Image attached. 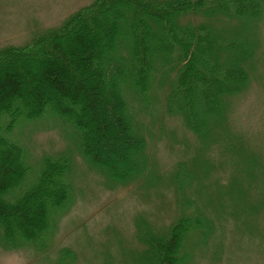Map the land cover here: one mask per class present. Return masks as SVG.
Here are the masks:
<instances>
[{
	"label": "trees",
	"instance_id": "16d2710c",
	"mask_svg": "<svg viewBox=\"0 0 264 264\" xmlns=\"http://www.w3.org/2000/svg\"><path fill=\"white\" fill-rule=\"evenodd\" d=\"M263 16L264 0H93L30 43L0 48L4 248L47 251L74 197L64 151L44 155L34 181L19 188L28 173L24 150L5 135L19 118L48 109L71 124L80 153L110 187L153 180L138 118L147 111L144 99L161 90L166 113L180 116L202 148L212 149L229 126L232 99L256 73ZM197 154L167 178L181 196L176 217L165 227L142 213L134 217L133 264H191L192 253L215 237V220L227 217L210 201L199 206L187 197L193 183L194 199L198 192ZM74 253L62 248L54 264L71 263Z\"/></svg>",
	"mask_w": 264,
	"mask_h": 264
},
{
	"label": "rangeland",
	"instance_id": "374dc122",
	"mask_svg": "<svg viewBox=\"0 0 264 264\" xmlns=\"http://www.w3.org/2000/svg\"><path fill=\"white\" fill-rule=\"evenodd\" d=\"M92 1L0 0V48L30 43ZM259 37L256 73L232 99L229 126L216 145L209 144L212 149L202 148L180 116L166 113L161 90L154 92L153 99L149 95L144 99L147 111L138 118L154 160L153 180L110 187L80 153L71 124L48 109L35 119L19 118L5 133L24 150L28 173L19 188L34 181L44 155L64 151L72 159L74 197L60 216L47 251L31 246L7 249L0 237V264H54L64 247L75 252L76 259L69 264H133L139 246L134 217L142 213L159 227L176 217L181 196L167 178L179 161L196 153L198 192L194 199L193 183L187 197L199 206L210 201L215 213L224 211L227 217L215 220V237L206 248L192 253L191 264H264V16ZM154 181L158 182L150 187ZM204 208L212 216L210 208Z\"/></svg>",
	"mask_w": 264,
	"mask_h": 264
}]
</instances>
